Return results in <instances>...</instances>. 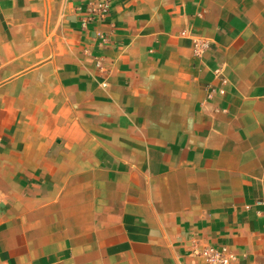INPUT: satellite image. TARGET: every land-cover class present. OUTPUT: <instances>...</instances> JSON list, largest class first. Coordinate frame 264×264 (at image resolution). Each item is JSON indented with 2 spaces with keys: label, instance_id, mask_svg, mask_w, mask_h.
Instances as JSON below:
<instances>
[{
  "label": "crops",
  "instance_id": "1",
  "mask_svg": "<svg viewBox=\"0 0 264 264\" xmlns=\"http://www.w3.org/2000/svg\"><path fill=\"white\" fill-rule=\"evenodd\" d=\"M98 1L0 0V264H264V0Z\"/></svg>",
  "mask_w": 264,
  "mask_h": 264
},
{
  "label": "built area",
  "instance_id": "2",
  "mask_svg": "<svg viewBox=\"0 0 264 264\" xmlns=\"http://www.w3.org/2000/svg\"><path fill=\"white\" fill-rule=\"evenodd\" d=\"M96 8L92 10L93 16L104 17L109 13L110 5L109 0L101 1L99 0L95 3ZM98 8V11L96 9ZM207 47L206 43L200 45V49ZM220 92L224 93V89H219L218 91L212 87L210 89V95L213 93ZM196 256L202 259L203 264H237L239 255L234 251L229 245H203L200 248H195L192 251Z\"/></svg>",
  "mask_w": 264,
  "mask_h": 264
}]
</instances>
